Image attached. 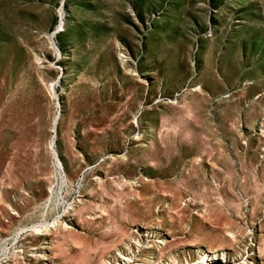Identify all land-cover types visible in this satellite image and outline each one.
Instances as JSON below:
<instances>
[{
  "label": "rangeland",
  "instance_id": "obj_1",
  "mask_svg": "<svg viewBox=\"0 0 264 264\" xmlns=\"http://www.w3.org/2000/svg\"><path fill=\"white\" fill-rule=\"evenodd\" d=\"M208 250L264 264V0H0V264Z\"/></svg>",
  "mask_w": 264,
  "mask_h": 264
},
{
  "label": "bare ground",
  "instance_id": "obj_2",
  "mask_svg": "<svg viewBox=\"0 0 264 264\" xmlns=\"http://www.w3.org/2000/svg\"><path fill=\"white\" fill-rule=\"evenodd\" d=\"M55 121V120H54ZM53 128H54V126H53ZM60 224L57 222V221H55V222H53L52 223V226H37V225H34L33 227H32V230H30V235H42V234H44V231H50V229L51 228H53V229H55V228H57L58 226H59ZM23 229L24 228H21L20 229V231H19V233H17V235H19L20 234V232H22L23 231ZM18 237V236H17ZM207 253L209 254V255H211L212 257L209 259L211 262H214V264H226V257H224L223 255H221L220 257H218L217 256V254L215 253V252H212V251H210V250H208L207 251ZM152 254V253H151ZM125 258V257H124ZM126 260H129L128 258H126ZM172 260H173V263L174 264H178V262H177V258L175 257V258H172ZM141 264V263H140ZM159 264H161V263H159ZM199 264H208V259L206 258H204L202 261H200L199 262ZM213 264V263H212Z\"/></svg>",
  "mask_w": 264,
  "mask_h": 264
}]
</instances>
